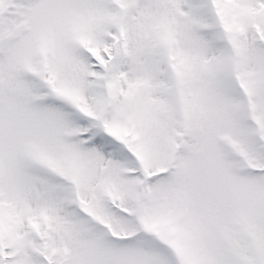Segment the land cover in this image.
Listing matches in <instances>:
<instances>
[{
	"label": "snow or ice",
	"instance_id": "obj_1",
	"mask_svg": "<svg viewBox=\"0 0 264 264\" xmlns=\"http://www.w3.org/2000/svg\"><path fill=\"white\" fill-rule=\"evenodd\" d=\"M0 264H264V0H0Z\"/></svg>",
	"mask_w": 264,
	"mask_h": 264
}]
</instances>
